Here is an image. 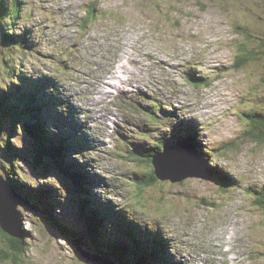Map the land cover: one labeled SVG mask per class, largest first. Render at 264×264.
<instances>
[{
    "label": "rangeland",
    "instance_id": "1",
    "mask_svg": "<svg viewBox=\"0 0 264 264\" xmlns=\"http://www.w3.org/2000/svg\"><path fill=\"white\" fill-rule=\"evenodd\" d=\"M22 6L14 27L20 46L5 50L0 42V96L19 86L47 97L49 133L66 140L68 161L87 170L86 184L76 185L56 165L35 161L38 144L27 123L0 126V144L13 135L21 156L10 170L0 157V175L19 186H47L59 202L52 214L71 228L59 230L48 208L19 207L32 234L23 264H89L78 248L81 235L87 245L92 240L80 203L87 189L106 212L98 235H108L99 248H123L139 236L144 253L147 239L160 237L165 255L157 252L158 264H264V208L256 205L264 141L249 136L247 118L252 109L264 112V0H22ZM244 45L258 56L237 69ZM187 128L202 146L191 144L201 166L185 147L175 156L181 168L171 174L189 175L183 182H138L135 174H151L145 148L184 146ZM136 150L143 155L132 160ZM210 163L235 185L222 189L219 177L206 180Z\"/></svg>",
    "mask_w": 264,
    "mask_h": 264
},
{
    "label": "trees",
    "instance_id": "2",
    "mask_svg": "<svg viewBox=\"0 0 264 264\" xmlns=\"http://www.w3.org/2000/svg\"><path fill=\"white\" fill-rule=\"evenodd\" d=\"M23 9L24 7L22 6V0H0V42L4 46L5 50H15L17 46H20V43H17V34L14 27L16 21L22 17ZM85 22L87 23V20H85ZM86 27L87 25L83 23L81 30H85ZM241 51L244 54L238 57V63L235 66L237 69L243 67L247 61L253 60L258 56V53L248 49L245 45L241 48ZM190 77L199 83L204 81L202 78L193 76L192 73H190ZM47 103V97L45 98L40 96L39 92L34 89L23 90L22 87L18 86V91H16L14 94L3 93L0 96V126L4 124V122H6V125L10 123V128H13V126L15 127V125L17 126L18 123L21 122L27 123L31 127L34 134L33 138L31 137V140L34 142V144H38L33 149V157L35 161L38 162L42 167H54V165H56L60 172L70 180L74 181L76 185H85L87 177L85 174L83 175V173L86 169L80 165L68 161L66 158V152L70 149L69 143L64 139L59 140L57 136L51 135L48 131L49 124L44 121ZM247 116V118L251 121V129L248 133L249 136H252V138H257L263 142L264 112L262 110L252 109L251 113L249 112ZM184 136H186L187 142L194 144L200 149L201 145L197 140L198 136L196 135V131L194 129L187 128ZM8 138L9 141L3 143V145L2 143L0 144V157H2V159H0L4 160L6 163V165L2 166L8 167L10 170V167L13 168L14 166H17L15 165L16 161L18 157L21 158V156L17 151L18 148H14L12 146L14 141L13 135H9ZM2 141L3 140L1 139V142ZM183 142L184 141H180L177 144H183ZM4 145H7V147L11 149L10 154L6 151L7 149H4ZM166 145L172 144L161 142L159 148H145L143 154H145L147 157V164L151 167V174H147L146 176H139L135 174L136 180L138 182H142L144 186L152 187L157 183L158 178L155 174L153 158L154 156L162 153ZM171 147L176 146L172 145ZM143 154H140L139 150L133 151L131 154L132 160H137ZM209 168L211 171L213 170L212 173L214 175V180L215 178L219 177L217 178V182H220L219 184H221L220 186L222 189H227L235 185V178L231 175L226 173L222 175L211 165V163L209 164ZM7 181L12 186H15L18 191L22 189L20 191L21 196L30 204L38 208L41 206L44 209L48 208V214L52 223L64 233H70L71 228L69 226H65L61 222L60 217L57 218L52 214L54 203L59 205V202L54 201L56 196L52 190L49 192V188L47 186L35 187L28 185L26 182L24 185L19 186L18 183L12 180L10 176H8ZM88 194V189L83 191V198L80 199V203L82 206V214L87 220L86 222H89V229L93 228L91 231L92 240L91 242L88 240L89 245H87L85 244V238H83L81 235L78 241L79 246L83 244L84 250L91 254H97L100 257H108L110 259L112 258L111 260H113L116 264L159 263V260L154 259L157 252L162 250L165 255V251H163L165 240L160 237L147 239L148 244H146V246H148L147 250L149 252L144 253H142L143 244H141V237L139 236L138 241H132L130 244H126L123 248L119 247L116 243H109L110 246L107 248L97 247L100 244L103 245L107 240V233L98 235L99 230L101 226H104L107 217L104 216L106 212H104L101 206L95 202V200L91 201L92 198ZM256 195V205L264 208V188L256 193ZM22 230L24 232L23 237L12 238L3 233L0 229V238L4 242L6 248L0 250L1 261L8 262L10 264H23L29 249L27 242L30 240L32 234L30 229H28L25 225H23ZM137 250H139V252H137Z\"/></svg>",
    "mask_w": 264,
    "mask_h": 264
},
{
    "label": "water",
    "instance_id": "3",
    "mask_svg": "<svg viewBox=\"0 0 264 264\" xmlns=\"http://www.w3.org/2000/svg\"><path fill=\"white\" fill-rule=\"evenodd\" d=\"M25 130L31 137L34 136L31 127L26 126ZM182 146H179V147L165 146V149L162 153L154 156L153 166L155 169L156 177L158 179L171 180V182L173 183H181L183 182L184 179H186L189 176L185 174L183 175L182 172H178L177 173L178 176L177 175H175L174 177L171 176V174L177 171L176 169H178V166H179L178 163L180 162V159L176 158L175 156L179 153L180 154L182 153L184 149L182 148ZM185 147L189 148L187 158L192 163H196L201 166L202 160H201L199 152L190 143L186 144ZM169 152H171L170 154H173V156H168L167 154ZM174 157L176 159H174ZM180 164L182 166L181 162ZM200 166L197 168H200ZM208 167H209V164H208ZM194 174H196L197 177L199 178L206 179L204 173H194ZM207 175L209 177L206 180H212L214 177L210 168H209V172ZM22 206H26V207L28 206L32 210H36V211L38 210L36 206L30 204L21 195H19L17 191L15 190V188L4 178L3 175H0V229L2 230L3 233L7 234L8 236L12 238H21L24 235V232L22 230V227L24 225V222H23L24 220L22 218V215L19 212V207H22ZM78 248L84 260L89 264H101L102 262H104V264L114 263L110 261L109 259H105L98 255L88 253L82 250L80 247Z\"/></svg>",
    "mask_w": 264,
    "mask_h": 264
},
{
    "label": "clouds",
    "instance_id": "4",
    "mask_svg": "<svg viewBox=\"0 0 264 264\" xmlns=\"http://www.w3.org/2000/svg\"><path fill=\"white\" fill-rule=\"evenodd\" d=\"M187 143H189V142H187ZM190 144H192V143H190ZM78 247H80L79 245H78ZM82 250H84L82 247H80ZM85 251V250H84ZM89 253V252H88ZM95 255H97V254H95ZM103 258H105V259H110V258H108V257H103ZM116 264V263H115Z\"/></svg>",
    "mask_w": 264,
    "mask_h": 264
},
{
    "label": "bare ground",
    "instance_id": "5",
    "mask_svg": "<svg viewBox=\"0 0 264 264\" xmlns=\"http://www.w3.org/2000/svg\"><path fill=\"white\" fill-rule=\"evenodd\" d=\"M183 144H180L179 146H182ZM167 147H171L172 145H166ZM182 148H185V145L182 146ZM93 151V150H92ZM110 214V213H109ZM116 216V215H115Z\"/></svg>",
    "mask_w": 264,
    "mask_h": 264
}]
</instances>
